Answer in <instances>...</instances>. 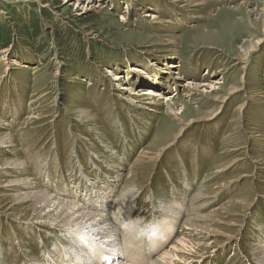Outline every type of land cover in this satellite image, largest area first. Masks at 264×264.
Wrapping results in <instances>:
<instances>
[{
  "label": "rangeland",
  "instance_id": "rangeland-1",
  "mask_svg": "<svg viewBox=\"0 0 264 264\" xmlns=\"http://www.w3.org/2000/svg\"><path fill=\"white\" fill-rule=\"evenodd\" d=\"M205 1L202 12L186 13L170 0H0V134L10 131L13 141L0 148V264L76 261L60 259L70 243L66 230L26 223L37 216L34 209L12 205L16 181L9 180L25 178L14 175L18 169L81 204L87 196L75 193L86 194L91 183L112 182L116 197L124 184L135 186L127 213L147 234L172 233L158 246L148 242L141 264L179 236L206 250L191 264H251L245 256L264 243V233L255 231L264 228V3ZM173 38L177 44L169 43ZM151 68L160 81L142 79ZM163 72L171 78L161 79ZM189 81L208 85L190 91ZM152 87L161 99L142 95ZM171 93L177 95L166 100ZM143 149L162 155L136 164ZM116 162L119 172L108 166ZM175 201L180 222L167 226ZM199 203L208 207L195 213L192 204ZM105 211L113 213L111 201ZM190 211L213 212L230 224L225 231L235 241L224 245V238L196 230L188 236L183 221Z\"/></svg>",
  "mask_w": 264,
  "mask_h": 264
},
{
  "label": "bare ground",
  "instance_id": "bare-ground-1",
  "mask_svg": "<svg viewBox=\"0 0 264 264\" xmlns=\"http://www.w3.org/2000/svg\"><path fill=\"white\" fill-rule=\"evenodd\" d=\"M170 1L176 3L177 7H182L181 9L186 11V13L188 11L191 12L190 8H194L195 11H193V12L198 13L197 12L198 9H201V11L199 10V12H202V9L205 8L203 6L207 5V2L205 0H170ZM259 1L264 3V0H259ZM242 3L245 5H248V7H249V5H251V3H249V2H242ZM208 4L214 5V2L211 0V1H209ZM209 8H211V7L210 6L208 7V11H210ZM263 9H264V5H263ZM147 14H148L147 16L153 17L152 21L160 22L158 15L150 14L149 12ZM202 16H204V15H200V14L198 15L197 14L196 17H202ZM156 18H158V19H156ZM167 21H170V20L168 19ZM191 26H195V24H191ZM169 43L170 44H177L178 42H176V40H174V38H173L172 40H170ZM174 66L178 67V64H174ZM131 69L135 70L136 72H142L141 75H143V69H141L139 66H132ZM159 69H162V68L159 67ZM175 71L174 72L172 71L171 73H174V74L177 73V71L176 72ZM147 72L148 71H144L145 75H144V78H142V79L149 81V80H152V77H154L155 81H160V79L158 78L159 73L156 71V69L151 68L149 70V72L148 73ZM163 73H164V75H162L161 79L169 80V78H171V75H168V74H170L169 72H163ZM165 74H167V75H165ZM121 78H122V76L116 77L117 80H119ZM177 78H181L180 72H179V74L177 73ZM177 81H178L177 79L174 80L175 83ZM216 83H219V82H216ZM207 85L208 84H199L198 82L189 81L185 86L191 91V90H197V89H199V87H204ZM153 88L154 87L146 89L142 93V95H144V96L149 95L151 97H148V96H146V97L151 98V99H152L153 95L160 97L161 92H159L158 90L154 91ZM125 89H129V86L127 85V87ZM213 89H217V88L214 87ZM133 90L135 92V89H132V91ZM173 93L169 94V97H166L165 99L170 100V99L175 98L177 93L175 96H170ZM161 98L162 97H160L159 99H161ZM174 104L175 103L169 102L168 103L169 109L171 110V112H173L176 115L177 118H179L177 115L180 114V111H178V110H177L178 112L176 111ZM151 109H152V111L155 110L153 108H151ZM82 113H88V115H90V116L93 115L91 113V111L88 109L83 110ZM10 135H11L10 131L5 132V133L3 132L0 134V148L3 149V147H4L3 145L5 143H9L8 146H10V147L13 145L12 140L7 141V139L9 138ZM155 139H157V138L155 137ZM108 149H109V147H108ZM10 151H11V149H10ZM161 155H162L161 151H159L155 154L149 149H143L139 152V154L137 155L134 162L137 164V163H141V162L145 161V159H147V160H149V159L151 160L154 158L159 159L161 157ZM116 158H117V160H119V159L121 160V157H119L118 155H116ZM102 160L106 161L105 159H102ZM16 162H18V161H16ZM25 163L27 164V162H25ZM116 163L117 164L108 163V166L109 165L111 167L114 166V168H116V170L119 172L120 168H122V166L119 165L120 164L119 162H116ZM7 164H8V162H7ZM19 164H22V163L19 162ZM112 164H114V165H112ZM4 168H6V167H3V169ZM219 171H221V170H219ZM15 172L18 173V175L14 174L16 177L25 175V178L24 179L17 178V180H12V179L9 180L10 185L14 181H16V184L21 183V185H19V186H16V184H14L13 186L11 185L12 187L10 188V190L11 191L16 190L15 194L13 195L14 197H13V204L12 205L29 203L28 207L34 209L32 213L37 214V216L31 220L29 219L28 222H26V223L38 222V224L40 226H42L43 224H46L47 226L54 227L56 230L57 229L66 230V236L68 239L70 238V241H69L70 243L64 245L63 250L60 251V256H61L60 259H62V260L69 259V257H71L72 261L76 260L73 264H80V263H83V264H141V261L138 258V255H141V256L146 255L144 246L147 245L148 242H152L153 245L158 246V245H160L161 242H163V240L170 239V237H171L172 233L167 231L166 229H163V228L162 229H156V230L147 234L144 230H142L140 228L141 220L139 219V217H138V219L131 217V215H130L131 211L129 212L130 214L127 213L128 209L126 210V208H125L126 205L129 204V202L131 201V198L135 197L134 195H136L138 193L137 188L133 185H127V183L124 184V186H122L119 189V192H117L118 194L116 197L115 196L116 193L114 194V192L116 191L114 189V187H116V186L113 185L114 186L113 187L111 185L112 182H111V184H109L105 180V182L107 183L106 185H108V186L102 185V184L98 186V185L91 183V187L87 186L89 188V190H87L86 194L81 192L82 189L80 191H77V193H75L76 198H77V196H80V195H81V197H83V195L87 196V199L85 198L86 199L85 201L87 204H85V203L81 204V203H79V201L77 199H71L70 197L69 198H62V196L59 197V195L53 193L54 191L53 192L48 191L47 188H44L35 179L32 180V182H31L29 180V178L32 175L30 173L24 171V170L18 169ZM127 177H129V176H127ZM99 187H101V188H99ZM104 187H106L105 192L102 191V189ZM68 190H70V189H68ZM205 191H206V189H205ZM207 194H209V193H207ZM200 196H204V195H202L201 193L198 192L197 197H198V199L201 200L202 197H200ZM71 197H73V196H71ZM109 201L112 202L113 213H109V212L105 211V208L108 205ZM132 201H134V199ZM193 203H195V202H193ZM206 204L205 203H203V204L199 203V204H196L195 206L192 204V208L196 213V211L198 209L204 207V205L207 206ZM175 205H178L179 209L176 208ZM180 205H181L180 203H177L175 201L172 204V207H171V205L169 208L166 206L168 209L166 210V214H165V217L163 219V223L165 225H167V226L177 225V223L181 217L180 216L181 215ZM10 208L11 207H9L8 209H10ZM172 209H175V210L172 211ZM203 214H198V212H197V214H194V212H191V211L188 213V217H186V219L183 221L184 224L182 223L186 229H189L188 230V236H190V234H192V232L196 230V231H201L202 233L206 232V233H208L207 235H213L215 237L220 236V237L224 238L222 241V243L224 245L231 243V241H235L236 236L233 234H230L229 230H228V232L225 231V230H227L226 226L228 228L231 227L229 223H227L226 221H224L218 217H215L213 212L212 213L209 212V214L205 213L206 215H203ZM45 217L51 219L55 223H53V222L47 223L45 220L43 221V219H45ZM202 220H205V222L203 224H201V223L199 224V222H201ZM32 221H36V222H32ZM217 225H219L220 227ZM28 226H29V224H28ZM260 226H258L255 231L260 232V233H264V228L262 227V225H260ZM53 231H55V230H53ZM149 234H151V235H149ZM59 235H61V234H59ZM147 237H148V240H147ZM153 241H156L157 243H155ZM138 243H140V245H138ZM196 244H198V243H196V241L193 240L192 238L190 239V237L179 236L177 238L176 242L172 244L171 248H169V250H166L165 252H163L162 255L155 258L150 264H191L195 260H200V258L205 256V254H206V250L203 248H200L199 244L198 245H196ZM224 245H222V246H224ZM73 252L76 253L77 255H75ZM89 253H91L92 255H94L97 258L89 257L88 256ZM211 254H212V252L209 253V256ZM194 257H196V259H194ZM248 257L245 256L246 260H248L251 264H264V243L260 242V243L256 244L255 246H253L251 248V251H250V254ZM73 259H75V260H73ZM54 262H55V260H54Z\"/></svg>",
  "mask_w": 264,
  "mask_h": 264
}]
</instances>
